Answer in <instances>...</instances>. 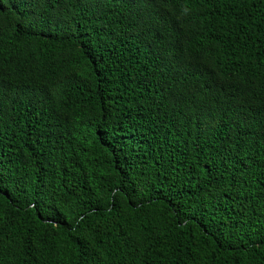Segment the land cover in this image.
Returning <instances> with one entry per match:
<instances>
[{
    "label": "trees",
    "instance_id": "1",
    "mask_svg": "<svg viewBox=\"0 0 264 264\" xmlns=\"http://www.w3.org/2000/svg\"><path fill=\"white\" fill-rule=\"evenodd\" d=\"M0 264H264V0H0Z\"/></svg>",
    "mask_w": 264,
    "mask_h": 264
}]
</instances>
